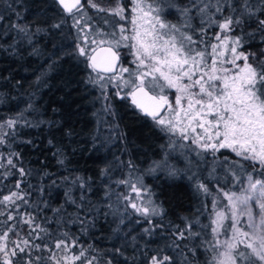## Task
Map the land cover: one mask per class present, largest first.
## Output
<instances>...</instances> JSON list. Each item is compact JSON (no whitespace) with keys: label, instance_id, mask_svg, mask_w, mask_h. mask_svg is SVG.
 Here are the masks:
<instances>
[{"label":"snow or ice","instance_id":"1","mask_svg":"<svg viewBox=\"0 0 264 264\" xmlns=\"http://www.w3.org/2000/svg\"><path fill=\"white\" fill-rule=\"evenodd\" d=\"M130 3L129 8L116 0L114 6L105 8L97 0H86L88 9L116 18L104 20L109 30L92 25L93 18L88 16L82 0H54L59 19L51 28L62 30L67 20H72L71 27L76 29L79 41L72 55L83 58L80 62L91 70L87 83L99 88L105 101L110 100L109 87L115 88L112 95L130 101L168 138V149L189 148L197 156L210 154L217 160L220 158L216 154L226 150L239 158L223 157L228 162L229 183L239 187L236 191L219 189L227 204L218 210L217 201L213 200L214 217L208 226L210 238L196 239L200 232L187 223L183 230L177 227L170 232L173 240L168 252L163 249L149 252L137 241L133 246V264H137V253L139 264H196L197 245H207L204 250L214 253L207 264H264V0H187L186 3L130 0ZM173 12L176 22L166 15ZM4 18L0 14V21ZM119 21H128L132 27L126 28ZM211 27L217 31L209 40L207 30ZM12 28L18 36L22 34L30 39L26 26L13 24ZM254 43L255 48L250 47ZM120 48L129 50L127 55L132 57L129 63L133 67L123 65ZM98 51L104 55L98 56ZM105 111H110V104ZM21 122L33 126L23 113L0 121V148L7 149L14 143L15 130ZM55 154L62 156L59 149ZM169 155L170 151H165L161 160L152 161L147 173L165 172L168 177L177 178L179 169L168 163ZM19 159V153L14 151H8L7 156L0 152V181L17 173L20 177L14 184L16 190L0 194V217H4L0 221L3 225L0 264H36L42 259L51 264H99V258L80 245L78 237L65 231L53 239L49 229L37 222L36 215L21 212L22 205H29L30 195L22 188L23 178L31 173L14 162ZM241 162H247L248 168ZM58 163L63 164L64 160L58 158ZM126 167L128 174L113 181L117 187L123 186L116 194L122 207L113 208L111 193L106 191L103 203L110 212L105 216L113 215L118 234L124 231L121 226L135 217L131 222L143 225L139 239L144 240L167 227L163 223L166 212L144 184L143 173L136 174V164L129 160ZM107 171L103 174L107 175ZM194 176L192 173L190 178ZM51 183L57 185L56 180ZM64 183L68 186L65 204L79 212L91 185L80 177L71 180L65 177ZM72 186L81 190L79 198L73 196ZM196 188L210 195L207 185L198 179ZM39 191L43 193L44 189ZM41 203L44 208L49 207L46 201ZM53 212L54 221L48 223L65 227L69 222L78 221L81 226L88 223L87 217L78 214L73 218L63 206ZM20 225L28 226V238L21 235ZM129 235L125 233V239ZM222 236L227 238L222 241ZM46 239L53 241L51 246L35 243ZM190 239H196L192 247L184 243ZM241 245L244 250L239 248ZM74 248L78 250L72 251ZM34 251H46L48 255L33 259ZM117 254L124 256L125 249L116 248L107 264H113Z\"/></svg>","mask_w":264,"mask_h":264},{"label":"trees","instance_id":"2","mask_svg":"<svg viewBox=\"0 0 264 264\" xmlns=\"http://www.w3.org/2000/svg\"><path fill=\"white\" fill-rule=\"evenodd\" d=\"M97 2L108 8L114 6L116 0ZM120 2L131 7L130 0ZM178 2L186 3L187 0ZM86 11L93 18L90 22L94 27L109 28L104 20L116 19L103 13L98 14L88 9L87 5ZM0 14L5 17L0 21V121L16 118L23 113L24 118L33 125L25 126L21 122L15 130L14 143L7 149L0 148L5 156L8 151L19 153L20 159L14 162L31 173L23 178L22 188L30 195L29 205H22L21 212L36 215L37 222L49 229L53 239L65 231L78 237L80 245L89 248L91 254L99 258V264H107L108 259L113 258L116 248L125 249V255H115L113 264H125V257L127 264H133V246L137 241L142 249L146 248L149 252L158 249L168 252V245L173 240L170 232L177 227L183 230L187 223H192L194 229L200 232L196 239L210 238L208 226L214 217L212 202L217 201L218 210H223L227 204L219 189L236 191L239 187L229 183L228 162L223 157L228 156L234 160L239 158L226 150L216 154L220 158L217 160L210 154L197 156L189 148L168 149V138L130 101L112 95L115 88L109 87L110 100L105 101L100 89L87 83L91 70L80 62L83 58L78 59L72 55L75 44L79 42L76 29L71 27L72 20L69 18L62 30L51 28L59 19L54 0H0ZM166 15L169 20L176 22L174 12ZM119 23L129 29L132 27L128 21ZM13 24L26 26L30 39L22 34L18 36L12 28ZM207 31V38L211 40L212 33L217 29L211 27ZM256 43L250 47L255 48ZM128 51L127 48L119 50L124 59L123 65L132 67L129 63L132 57L127 55ZM95 75L92 73V76ZM99 104L102 106L99 107ZM109 104L110 111H105ZM101 111L104 112L101 115L110 122L109 128L99 127ZM57 149L62 156L55 154ZM165 151H170L168 163L179 169L177 178H170L165 172L155 175L147 173L152 161L161 160ZM58 158H62L64 163H58ZM129 160L136 164L137 175L143 173L144 184L153 191L154 199L162 204L166 212L163 223L167 227L158 229L155 235L145 237L144 240L139 239V230L143 225L131 222L135 217L130 218L126 226H121L124 231L118 234L113 224V215L105 216V213L110 212L103 203L106 191L111 193L110 203L113 208L122 207L116 194L123 186L117 187L113 181L128 174L126 163ZM241 163L248 168L247 162ZM105 169L108 170L107 175L103 174ZM192 173L195 176L190 178ZM65 177L70 180L80 177L91 185L79 212L74 206L65 204L64 193L68 190L64 183ZM18 179L20 177L17 173L0 181V194L16 190L14 184ZM197 179L207 185L210 195L206 196L197 190ZM52 180H56L57 185L53 186ZM40 188L44 189L43 193L39 191ZM71 190L73 196L80 197V189L72 186ZM41 201H46L49 207L44 208ZM61 206L73 218L78 214L81 218L87 217V225L81 226L78 221L69 222L66 227L56 222L48 223L54 221L53 209ZM3 220L4 217H0V221ZM20 229L21 235L28 238V226L20 225ZM0 231H3L2 224ZM125 233H130L126 239ZM10 238L15 239L11 235ZM196 239L184 243L192 247ZM35 243H48L51 246L53 241L36 240ZM197 247L196 264H207L214 253L204 250L207 245ZM239 248L244 250L242 245ZM77 250L74 248L72 251ZM47 255L46 251H34L33 259ZM36 264L51 262L42 259Z\"/></svg>","mask_w":264,"mask_h":264},{"label":"rangeland","instance_id":"3","mask_svg":"<svg viewBox=\"0 0 264 264\" xmlns=\"http://www.w3.org/2000/svg\"><path fill=\"white\" fill-rule=\"evenodd\" d=\"M94 47V46H93ZM119 50H121V48L119 49ZM125 67H131V66H125ZM133 67V66H132ZM125 75H127V74H125ZM102 105L101 104H99V107H101ZM102 113H104V112H102L101 111V113H99V118H98V124H99V127H105V128H109V124H110V122H109V120H107V119H105L104 117H103V115H101ZM105 115V114H104ZM244 219H246V218H244ZM227 224V223H226ZM242 225H243V219H242ZM230 234V233H229ZM227 237H225V236H222L220 239L223 241L224 239H226Z\"/></svg>","mask_w":264,"mask_h":264},{"label":"water","instance_id":"4","mask_svg":"<svg viewBox=\"0 0 264 264\" xmlns=\"http://www.w3.org/2000/svg\"><path fill=\"white\" fill-rule=\"evenodd\" d=\"M82 2H85V0H82ZM98 56H103L104 55V53H101V52H97L96 53ZM121 61H122V63L124 62V59L122 58V56H121ZM96 74V73H95ZM102 75H107V74H104V73H101ZM139 111V110H138ZM146 117V116H145ZM148 118V117H147ZM150 119V118H149Z\"/></svg>","mask_w":264,"mask_h":264}]
</instances>
